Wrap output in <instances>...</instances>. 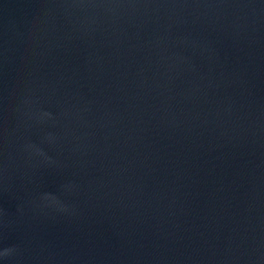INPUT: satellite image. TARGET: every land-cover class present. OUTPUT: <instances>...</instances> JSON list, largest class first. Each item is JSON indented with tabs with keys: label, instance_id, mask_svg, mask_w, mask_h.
Listing matches in <instances>:
<instances>
[{
	"label": "water",
	"instance_id": "water-1",
	"mask_svg": "<svg viewBox=\"0 0 264 264\" xmlns=\"http://www.w3.org/2000/svg\"><path fill=\"white\" fill-rule=\"evenodd\" d=\"M0 264H264V0H0Z\"/></svg>",
	"mask_w": 264,
	"mask_h": 264
}]
</instances>
